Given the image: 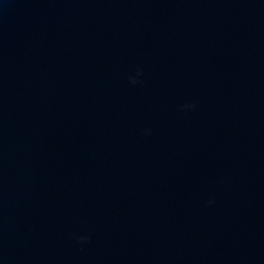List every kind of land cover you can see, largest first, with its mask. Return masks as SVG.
I'll list each match as a JSON object with an SVG mask.
<instances>
[{
	"label": "water",
	"instance_id": "1",
	"mask_svg": "<svg viewBox=\"0 0 264 264\" xmlns=\"http://www.w3.org/2000/svg\"><path fill=\"white\" fill-rule=\"evenodd\" d=\"M0 264H264V0H0Z\"/></svg>",
	"mask_w": 264,
	"mask_h": 264
},
{
	"label": "clouds",
	"instance_id": "2",
	"mask_svg": "<svg viewBox=\"0 0 264 264\" xmlns=\"http://www.w3.org/2000/svg\"><path fill=\"white\" fill-rule=\"evenodd\" d=\"M137 75H139V71H138ZM130 80H132L133 83L136 82L135 78H133V77H130ZM187 106H188V105H182L181 107H187ZM76 238H77L78 240H80V241H85V240L88 239L87 236H78V237H76Z\"/></svg>",
	"mask_w": 264,
	"mask_h": 264
}]
</instances>
